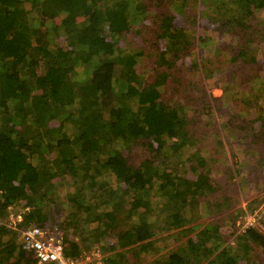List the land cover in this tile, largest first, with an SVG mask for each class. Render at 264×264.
Listing matches in <instances>:
<instances>
[{
  "label": "trees",
  "instance_id": "16d2710c",
  "mask_svg": "<svg viewBox=\"0 0 264 264\" xmlns=\"http://www.w3.org/2000/svg\"><path fill=\"white\" fill-rule=\"evenodd\" d=\"M261 19L264 0H0V264H38L19 232L2 224L21 212V229L63 231L67 257L97 246L105 254L120 250L105 264H129L127 251L139 264H264V233L256 227L237 235L235 221L221 220L224 226L184 230L195 220L189 217L195 205L221 196L222 187L203 155V132L193 130L199 117L184 115L178 85L180 67L199 73V56L213 87L209 61L224 51L196 52V23L187 33L192 23L200 28L199 44L211 48L235 32L240 47L232 48L229 62L242 93L258 102L243 100L246 119L239 116L243 122L228 139L261 153L264 76L255 67L264 64ZM181 27L191 41L177 40ZM150 29L165 44L159 53L152 46L146 55L126 48L138 31L144 43ZM215 102L202 100V114ZM223 122L233 129L231 119ZM213 139L222 151L220 136ZM187 149L195 151L185 156ZM240 173L239 166L229 168L227 179L245 182ZM52 198L70 208L63 223ZM165 233L177 245L163 255L154 246ZM152 248L149 262L142 254Z\"/></svg>",
  "mask_w": 264,
  "mask_h": 264
},
{
  "label": "rangeland",
  "instance_id": "374dc122",
  "mask_svg": "<svg viewBox=\"0 0 264 264\" xmlns=\"http://www.w3.org/2000/svg\"><path fill=\"white\" fill-rule=\"evenodd\" d=\"M207 10V6L204 8L193 9V12H196V14L190 13L192 16H198L201 13V10ZM246 9L244 8V11ZM243 11V12H244ZM259 12H256L255 17H257ZM233 16L237 19H241V14L238 11H233ZM151 17V16H150ZM260 17V16H258ZM144 19V18H143ZM150 22H153L152 18H147ZM264 20V19H261ZM195 23H196V29L198 28V33L195 35L194 38L191 41L192 37H190L189 34L193 35V31L195 30ZM191 24V23H190ZM247 25V23L245 24ZM183 26V25H182ZM258 25L255 24L254 27H257ZM182 28V29H181ZM178 30H175V34L178 31V34L176 35V38L178 41L182 40L183 35L185 37H189V40L196 45V52H204L207 53L209 50V54H213L214 49L216 48H224V51L221 50L217 55L215 53L213 54L212 58H210L209 61V68L211 69L210 73H212V70L214 68L215 71H213V81L215 85L210 86V83L208 80H206L205 77H203L204 73V64L201 62L200 57L197 56L196 59L199 66V73L195 74L193 72H190L189 66H182L180 67V80L176 78V80L179 81V84L176 83L175 87L177 88L178 85H180L181 88V94H184V115L189 114L191 115L192 112L196 113V117H199L197 126L193 127V130L196 133L202 134L206 138L205 145L203 146V155L206 156L208 160V165L212 168L213 174L212 176L219 181V185L222 187V190L219 192L221 196L219 197H211L209 199L203 200L199 203V205H195V211L193 213V216L190 215L189 217L193 218V222L191 224H186L184 226V230L191 229L188 231H197V230H203L209 226L214 225H223L222 222L224 221L226 225H230L233 223V221L236 222V226H238V232L239 227L244 225L245 217L244 214L242 215V210H245L246 213L255 215L256 219L258 218L259 221L256 220V228L260 230L262 233H264V224L261 221L264 217V149L261 150L262 152L259 154H256L255 152L258 151H252L243 149L244 145L240 143L234 144L232 142V139H228V136L230 132L234 131L235 124H239V122H243V119H246L245 112L249 110L248 107L243 104V100L250 101L252 104H256L258 101L255 99L254 96H247L248 91L246 90L247 95L242 93V86L239 84L240 79L235 74V70H233L234 66L232 63L229 62L230 59V51L232 48H238L240 47V41L239 36H237L234 32V34L227 35L229 39H224L222 42H220V45L215 46H205L200 45L198 37L200 38V28L198 27V23L194 22L191 24V28H187V34L184 32V27H181ZM155 30V29H154ZM143 31V30H142ZM138 31L140 36L136 37L135 40L131 41L130 39L127 40V42H131L129 44H132V46L127 45V49L129 50H135L137 53L141 54H147L148 48L150 46L154 47V53L161 51L162 48L165 47V44L159 40L156 42L158 33L153 32L151 29L150 36L147 35L146 41L142 43L145 35L144 32ZM263 35V34H262ZM262 35L260 38H262ZM232 37V38H230ZM134 38V37H133ZM217 38V35H216ZM244 41V39H243ZM232 45V47L229 45ZM187 43H184L186 45ZM198 44V45H197ZM206 44V43H204ZM162 47V48H161ZM234 53V52H233ZM145 54V55H146ZM144 59V57H142ZM197 63V64H198ZM212 64V65H211ZM153 65V64H149ZM179 66V64H177ZM148 66V65H147ZM147 66L145 69H147ZM258 68L259 71H262V75L264 76V64H259L258 66H255ZM197 71V68H196ZM206 71V68H205ZM195 76V77H194ZM196 79V80H195ZM205 83V90L202 91L200 80ZM191 80V81H190ZM195 81V82H194ZM193 82V83H192ZM178 84V85H177ZM179 87V86H178ZM175 91V90H174ZM209 100L212 104L214 103V100L217 99V102H215V107L212 110H209L202 114V100ZM219 100V101H218ZM220 105L223 111V116L218 112L217 106ZM253 115V113L249 114ZM239 116H242L243 119L239 120ZM192 117V116H191ZM236 118V122H234ZM231 119L233 124V129H230L229 131L225 129L223 120H229ZM238 119V120H237ZM237 129V128H236ZM202 131V132H201ZM217 135L220 136L224 144L226 145L223 150L221 149H215L213 148L215 138ZM190 152L193 151L187 149L186 153H184L185 156H188ZM225 153V156L222 154ZM233 153H235V156H233ZM251 153V154H249ZM250 155V156H249ZM143 157L142 159H144ZM208 166V167H209ZM238 166L241 168V177L244 178L245 182L239 178L235 177V181L231 182L229 179H227V170L230 168V170L234 171L235 168ZM209 167V168H210ZM206 170H209L208 168ZM240 176V175H239ZM234 183V184H233ZM245 184V186H243ZM60 198L65 200L66 192L64 188H60ZM52 200L55 202L52 204L51 207L55 212V217L58 219L59 223H63L66 220V216L70 211L69 207H66L65 205H62V203L58 199L52 198ZM245 213V214H246ZM241 216H240V215ZM249 215V216H251ZM188 217V219H190ZM252 218L254 216H251ZM10 216L3 220L2 224L9 222ZM191 220V219H190ZM223 220V221H221ZM264 220V219H263ZM57 223V222H56ZM58 223V224H59ZM96 227V226H95ZM89 227H87V230ZM227 229V228H226ZM60 231V230H59ZM62 232L64 236V232ZM237 232V235H238ZM172 233V232H169ZM169 233L161 234L159 237H156V246L155 249H158L163 255L166 254L168 251V248L176 247L177 242L174 240V238H171ZM192 232H189L186 236L184 235V241H186ZM235 239V237L233 238ZM233 241V240H232ZM137 247V246H135ZM155 249H151L149 254H142L144 256V259L147 258L149 262L152 260L150 256H154ZM120 250L105 254L102 252L101 248L94 246L92 249H90L87 253L82 254L83 259H87L88 257L90 260L93 259L92 254L95 252H100L101 256L103 258V261L106 262V257L112 254L113 256H116L117 253ZM125 252V250H123ZM126 255H128L129 264H139V260L134 257L133 251H127L125 252ZM81 258V259H82ZM143 259V258H142ZM151 259V260H150Z\"/></svg>",
  "mask_w": 264,
  "mask_h": 264
},
{
  "label": "built area",
  "instance_id": "2783aa9c",
  "mask_svg": "<svg viewBox=\"0 0 264 264\" xmlns=\"http://www.w3.org/2000/svg\"><path fill=\"white\" fill-rule=\"evenodd\" d=\"M249 215L251 214H244L246 216L245 222L244 225L239 227V234L256 227V220H260L256 219L255 215H251L254 216L253 218ZM9 216L11 217L9 222L4 223V225L19 232L23 248L34 254L38 264H105L100 252H94L92 260L89 257L83 259L82 255L77 258L67 257L65 255L63 234L57 228L43 229L31 226L21 229L19 223L22 222V212L12 213Z\"/></svg>",
  "mask_w": 264,
  "mask_h": 264
}]
</instances>
